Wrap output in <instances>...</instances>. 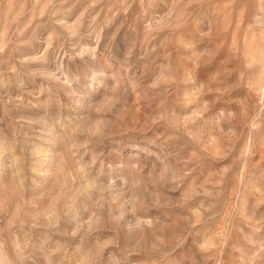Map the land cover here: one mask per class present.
<instances>
[{"label":"rangeland","instance_id":"rangeland-1","mask_svg":"<svg viewBox=\"0 0 264 264\" xmlns=\"http://www.w3.org/2000/svg\"><path fill=\"white\" fill-rule=\"evenodd\" d=\"M0 264H264V0H0Z\"/></svg>","mask_w":264,"mask_h":264},{"label":"bare ground","instance_id":"bare-ground-1","mask_svg":"<svg viewBox=\"0 0 264 264\" xmlns=\"http://www.w3.org/2000/svg\"><path fill=\"white\" fill-rule=\"evenodd\" d=\"M260 3V2H259Z\"/></svg>","mask_w":264,"mask_h":264}]
</instances>
